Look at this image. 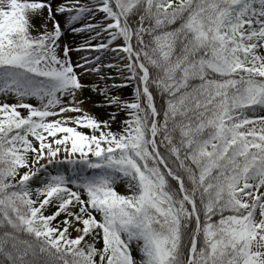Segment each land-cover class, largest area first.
Wrapping results in <instances>:
<instances>
[{
  "label": "snow or ice",
  "instance_id": "6c2138e0",
  "mask_svg": "<svg viewBox=\"0 0 264 264\" xmlns=\"http://www.w3.org/2000/svg\"><path fill=\"white\" fill-rule=\"evenodd\" d=\"M0 264H264V0H0Z\"/></svg>",
  "mask_w": 264,
  "mask_h": 264
},
{
  "label": "rangeland",
  "instance_id": "374dc122",
  "mask_svg": "<svg viewBox=\"0 0 264 264\" xmlns=\"http://www.w3.org/2000/svg\"><path fill=\"white\" fill-rule=\"evenodd\" d=\"M64 39L67 40L68 43H73V41H75V44H79V43H81V37H78V36H77V37H74L73 34L70 33V32L66 34V36L64 37ZM75 44H74V46H75ZM73 61H75V60H73ZM114 69H115V68L111 69V74H112V75H117L118 72H115ZM112 82H113V81H110V83H112ZM114 82L117 83V84H119L118 82H116L115 79H114ZM120 82H121V81H120ZM133 87H134V85H129L127 88L121 89L122 94H123L126 98H127V97H131ZM9 102H12V101H9ZM32 102L35 103V101H32ZM86 107H89V106L86 105ZM93 111H94L97 115H99V116H101V117H103V118H107V114H106L105 112H103L102 110H100V109H93ZM73 115H75V114H73ZM69 126H72V125H69ZM82 130H83V131H89V130H87V129H82ZM117 190L120 191V192H122V193H124V192H126V187H125L124 184H119V185H117ZM50 211H51V209H50ZM73 235H75V233H73Z\"/></svg>",
  "mask_w": 264,
  "mask_h": 264
},
{
  "label": "bare ground",
  "instance_id": "6f19581e",
  "mask_svg": "<svg viewBox=\"0 0 264 264\" xmlns=\"http://www.w3.org/2000/svg\"><path fill=\"white\" fill-rule=\"evenodd\" d=\"M83 42V38L81 37V43ZM94 43L96 42V41H93ZM72 59L73 60H78L79 59V56H78V54L76 53V52H73L72 54ZM108 61H106V63H107ZM115 70V72H117V70L116 69H114ZM112 75V74H111ZM113 77H114V79L116 80V82H118V83H120V77H119V74H117V75H112Z\"/></svg>",
  "mask_w": 264,
  "mask_h": 264
}]
</instances>
